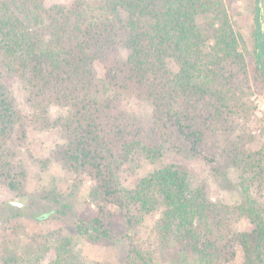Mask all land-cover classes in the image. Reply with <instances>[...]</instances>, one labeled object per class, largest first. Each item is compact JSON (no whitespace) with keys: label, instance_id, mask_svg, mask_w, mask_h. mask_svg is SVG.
Segmentation results:
<instances>
[{"label":"trees","instance_id":"trees-1","mask_svg":"<svg viewBox=\"0 0 264 264\" xmlns=\"http://www.w3.org/2000/svg\"><path fill=\"white\" fill-rule=\"evenodd\" d=\"M258 1L253 39L259 68L264 66V34ZM235 2L72 0L47 5L46 0H0V71L26 82L32 111L26 114L17 107L0 78V174L5 173L8 187L19 190L25 176L7 168L13 133L22 140L31 124L48 128L51 107L62 106L67 115L59 117V123L68 136L56 159L74 171L86 165L97 169L88 194L95 209L80 220L87 240L106 235L101 215L116 193L133 221L152 211L161 213L147 236L159 251L158 259L152 250L141 248L134 232L130 264H228L238 245L249 259L252 253L256 258L264 255V156L244 141L234 143L228 155L242 178V201L236 204L213 202L204 182L192 184L185 164L156 166L132 188H119L113 174L99 169L101 155L111 157L117 168L133 157L155 164L170 145L184 148L199 142L203 113H255L250 103L229 98L226 86L247 49L234 29ZM119 45L126 49L124 58ZM120 91L151 101L149 132L130 131L133 122L112 96ZM237 99L239 103H229ZM202 101L205 109L200 108ZM242 219L253 225L250 232L237 229ZM74 240L59 233L53 238L27 234L18 248L5 247L1 264H107L84 261L73 249Z\"/></svg>","mask_w":264,"mask_h":264},{"label":"rangeland","instance_id":"rangeland-1","mask_svg":"<svg viewBox=\"0 0 264 264\" xmlns=\"http://www.w3.org/2000/svg\"><path fill=\"white\" fill-rule=\"evenodd\" d=\"M71 1L46 0V4L68 5ZM257 4L264 34V0H259ZM254 5L255 0L235 2L238 14L233 17L234 29L247 49L243 62L235 66L234 77L226 86L229 88V98H239L250 103L255 107V113L248 115L231 106L234 110L220 117H213L211 112L199 114L197 127L203 129L200 141L191 142L186 148L170 145L155 164L133 157L124 168H117L111 157L101 155L99 169L105 174H113L114 182L119 188H132L140 177L156 166L178 163L188 167L193 185L202 182L206 184L208 196L213 202L236 204L242 201V178L240 171L232 165L229 152L234 143L244 141L250 150L259 151L264 156V66L258 68L256 63ZM118 48L120 57L124 58L126 49L122 45ZM170 66L176 69L173 61H170ZM0 72V78L14 97L17 107L26 114L32 113L26 82L4 69ZM112 96L119 98L122 108L133 122L129 127L131 132H149L154 119L151 101L130 96L123 91L114 92ZM239 99L229 103H239ZM200 106L204 109L207 107L204 101L200 102ZM65 115L67 111L64 107L52 106L48 128L31 124L27 127L24 139L18 140V132L15 131L8 142L7 168L17 173L23 171L25 176L21 180L20 189L11 190L3 180L5 173L0 174V264L5 247L16 245L18 248L25 242L27 234H42L53 238L58 233L75 237L73 249L86 262L130 264V239L136 232L140 236L141 248L152 250L154 260H157L159 251L148 242L147 236L160 217V210L149 212L141 220L134 218L133 221L116 193L110 195L105 202L104 214L101 215L106 235L93 241L87 240L83 235L80 220L89 218L95 209L89 205L88 194L95 184L97 169L86 165L81 170L74 171L56 159V150L67 141L68 133L59 123V117ZM254 184L258 185L257 182ZM260 192L264 198V185ZM236 227L247 232L253 229V225L246 219L239 221ZM251 258L238 245L235 259L228 264H264V255L256 258L252 253ZM31 264L45 263L33 261Z\"/></svg>","mask_w":264,"mask_h":264},{"label":"water","instance_id":"water-1","mask_svg":"<svg viewBox=\"0 0 264 264\" xmlns=\"http://www.w3.org/2000/svg\"><path fill=\"white\" fill-rule=\"evenodd\" d=\"M263 76H264V72H263Z\"/></svg>","mask_w":264,"mask_h":264}]
</instances>
